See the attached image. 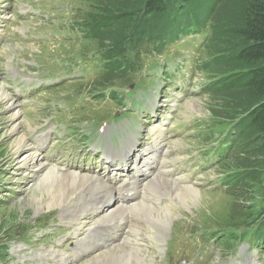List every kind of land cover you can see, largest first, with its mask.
<instances>
[{"label":"rangeland","instance_id":"rangeland-1","mask_svg":"<svg viewBox=\"0 0 264 264\" xmlns=\"http://www.w3.org/2000/svg\"><path fill=\"white\" fill-rule=\"evenodd\" d=\"M101 1L108 2V0ZM3 2H5L4 5H2ZM96 2L97 0H0V9H3V7L5 9H16L18 7L26 9L27 12L34 13V15L38 14L40 17L39 19L34 18V30H28V33L25 34L26 39L29 41L20 40L19 37H16L20 41L0 46V81L4 76L2 70L3 58L10 59L12 57L10 67L16 71L20 56L34 61V68L33 65L22 68L24 71H34V81L46 80L44 86L40 88L39 86L33 87L31 85L24 87L19 76H13L11 72L7 75L11 91L17 97L25 96L26 100L34 99L38 103L35 105L34 103L29 105L20 104L22 112L14 103V109L20 111L21 116L28 117L32 126L31 130L24 126H22V129L20 127V132H23L25 140L24 146L18 152L12 151L11 123H7L9 111H7V106L0 104V181H2L0 182V258L3 255L2 253L8 250V252L12 251L16 259L26 258L29 262L34 261L35 264H42L39 253L47 250L48 252L59 253L61 258L66 257L65 264H92L96 260L94 253L84 257L80 256V250L89 241L96 239V236L89 238L87 230L84 231V229L89 228L94 214H92V209H90V212L85 211L89 208L83 206L81 201L82 195L85 193L97 191L93 188L95 186L89 184L92 180L91 173L79 170L78 174L89 180H86L84 185H80L79 189L76 188L73 190L74 192L71 191L72 197L60 207L50 209L44 213L39 211L42 213L35 214L32 208L23 204L26 197L38 195L46 191L48 187L49 189H57L58 184L49 180L47 181L48 183H44V185L49 184L48 186L44 187L42 185L41 188L37 187L38 189L34 190L36 185L39 184L40 171L35 172V170H32L34 168H29L28 166H21L20 168L18 165V161L23 158L22 156L26 152L34 151V154H36L32 146V133L38 132L45 121L52 126H59L63 130L65 128L69 129V134L62 136L61 143L55 138V144H53L51 151L48 153L53 157L55 153L65 154V147L62 144L65 142L69 153L81 151L80 143H84V141L80 140V133L88 132L98 120V115H102L108 123H111L114 119L113 116L103 113V109H108L106 106L101 104L102 110L95 108L83 94L93 90L92 79L102 80L103 78L101 71L102 61L100 51L97 49L99 46L97 40L89 37L76 40L70 32L71 21L82 29L86 28L84 19L89 17L90 12L95 14L100 9ZM8 11L2 10V12ZM2 12L0 17L7 19L8 16L3 15ZM17 12L19 15L22 13L20 10ZM207 23L211 27L214 26L210 22ZM1 24H5V22ZM115 27L116 25L113 27V31H116ZM0 30L3 33L4 30ZM227 45L228 43L224 41L218 44L221 47ZM230 47L227 46L226 48ZM206 48L200 52V56H205ZM174 55L175 60L165 61L166 66L164 67L163 76L168 79L173 78L172 73L175 71L184 74L187 67L183 64L190 57V55L178 51ZM209 55L212 54H206V56ZM161 61L162 58L159 57V62ZM160 70L161 66L154 72L156 84L157 74ZM199 74L188 84L185 79L178 76L172 81L158 82L159 90L156 91L155 96L159 99L160 104L156 103V97L152 99L150 96L154 89L153 86L149 88L148 96L144 102L146 109H154L156 114L159 112L152 123L153 127L157 126L154 123L160 118L162 119V124H166L164 131L166 151L172 158L177 159L186 170V179L177 180L174 184L192 185L202 191L203 194L198 202L192 201L184 207L179 199L174 201L170 199L172 190L168 188L169 185L167 183L161 185L166 186L167 189L160 191L154 197L149 190H143L146 193V198H144L141 196V190L133 189V191L140 193L141 200L146 203L151 202V205L157 208L159 206L165 207L164 214L168 213L167 207L172 213V215H168L169 218L165 227L159 224L156 229H150L146 222L138 221L128 212L131 217H134L132 222L141 223L145 226L141 228L140 236L136 244L133 245L134 247L138 246L141 249L140 256L146 258L142 264H229L232 257L221 258L225 254V246H219L210 236H206L209 231L203 232V230L222 226H238V223L241 222L240 220H243L242 217L246 218L252 215L260 207V199L264 195V189H261L262 193L255 198L250 195L249 197L253 198L250 200H243L235 196L236 192L233 191L235 186H233L230 174L238 171V169L231 168L236 161L234 155H241L237 144L238 139L233 140V136H227L225 139L216 137L214 144L204 146L212 142L213 135L202 134L206 128L202 123L203 118H215L216 114L220 112L227 114L231 103L219 96L213 97L206 92L203 93L200 84L203 75ZM109 76L111 79L118 77L116 74ZM98 82L95 81L94 85L98 86ZM128 82L129 80L117 78L113 84L110 81L100 88L110 85H124ZM3 90L9 96L8 91L5 88ZM97 97L101 98V96ZM187 101L193 105V110L188 108ZM27 106H32L33 108L35 106L38 111L28 110ZM58 114L70 116L71 122L64 118L56 121L54 117ZM127 122L129 124L131 121L128 120ZM140 128L145 130L142 125ZM218 128L222 129L221 127ZM155 132L156 129L146 134L149 142H152V136ZM214 135L216 134L214 133ZM218 135H221V132ZM231 141H235V143L231 144ZM123 145L124 143L121 142L119 148ZM202 146H204L202 152L199 153V149ZM218 153L220 161L213 157L217 156ZM210 156H212V159L208 163H197L198 159L202 161ZM37 157L41 161L43 160L42 151L37 153ZM148 158H150L149 161L157 160L154 153H151ZM178 161H175L174 165H178ZM42 162L46 166L49 164L44 160ZM225 164L227 168H224ZM64 165L60 164L58 166L61 171H64L62 170ZM49 167L55 171L53 164H50ZM35 176L38 178L35 179ZM213 178H216L214 182L203 188L204 182L211 181ZM163 179L173 183L167 178ZM1 183L3 184V189L1 188ZM145 185L142 184L141 188L143 189ZM261 186H264V182ZM157 187L159 188L160 186ZM99 192L107 193L104 191ZM147 192H150L149 195ZM111 196L114 197L112 192ZM262 204L263 208L264 200ZM50 213L52 216L47 220L39 219L40 215ZM100 217L103 218L102 216ZM74 218H81L82 224L79 226ZM69 221L71 223H68ZM46 222L48 223L46 224ZM44 224L45 229L38 231ZM129 226L124 235L132 236L133 238L135 234L131 231L132 225L130 223ZM77 228L79 229L77 230ZM199 229L204 234L200 233ZM27 232L31 235V242L28 244L19 243L20 238ZM44 233L45 235H43ZM163 235L165 237H162ZM44 236L47 238L44 239ZM170 237H172L173 242L169 244L168 240ZM70 243H76V247H70ZM166 245L172 246L170 262H167L168 256L165 254ZM108 248H111V246ZM106 249L97 250L95 253H101V251H106ZM128 249L129 247L127 246L125 248L126 251L124 250L125 255L122 254L125 258L131 256V252H127L130 251ZM105 251L99 256L104 255ZM127 253L128 255H126ZM253 258L257 260L256 264L264 262V248L255 247L241 261L251 262ZM220 259L223 261L222 263H219ZM3 261L0 260V264H4ZM130 262H133L131 257Z\"/></svg>","mask_w":264,"mask_h":264},{"label":"trees","instance_id":"trees-1","mask_svg":"<svg viewBox=\"0 0 264 264\" xmlns=\"http://www.w3.org/2000/svg\"><path fill=\"white\" fill-rule=\"evenodd\" d=\"M96 3L100 9L89 14L87 37L104 46L107 57L122 55L124 38L131 43L155 36L162 39L180 17H191L200 25L207 21L214 24L213 37L207 44V54H212V58L204 66V72L222 77L205 92L231 103L230 113L220 112L216 117L241 119L237 127L242 135L238 143L241 155L234 156L236 161L231 167L238 169L235 196L250 200L253 199L250 195L255 198L261 194L264 189L261 186L264 182V0H97ZM222 41L231 47L218 46ZM119 67L116 63L109 74L98 80L97 87L112 81L109 75H114L113 72L124 73ZM263 200L264 195L260 207L240 221L250 223L256 214L260 216Z\"/></svg>","mask_w":264,"mask_h":264},{"label":"bare ground","instance_id":"bare-ground-1","mask_svg":"<svg viewBox=\"0 0 264 264\" xmlns=\"http://www.w3.org/2000/svg\"><path fill=\"white\" fill-rule=\"evenodd\" d=\"M4 4H5V2L2 3V5H4ZM8 97L9 96H8L7 92L5 90H3L2 86H0V104L7 106V111H9V114H8L9 117H8L7 123L8 122L11 123L10 134H12L11 135V137H12V151L18 152V150L24 146V140H25V136H24L23 132H20V127L22 129V126H24V127L31 130L32 126L30 125V121L28 120L29 119L28 117L21 116L20 111H17V109H14L15 108L14 103ZM187 105H188V108L190 110H193V105L191 103H189L188 101H187ZM37 140L42 141L43 136H41V135L38 136ZM26 145L28 146V144H26ZM35 152H37L36 149H35ZM138 155L141 156L142 153H139ZM22 157L23 158H20V160L18 161V165L20 168H21V166H28L29 168H34L32 170H35V172L40 171L41 176L39 177V184L36 185L34 190L38 189L37 187L41 188V186L44 185V183L49 181V180H51L52 182H56L59 185V186L57 185V187H58L57 189H49V187H48V189L46 191H43L38 195H34V196L31 195V196L26 197L23 204H25V206L32 208L34 210L35 214H37V213L40 214L42 212L44 213L50 209H56V208L60 207L66 200H68L70 197H72L71 191L78 188L80 185H84L85 181L89 180L88 178H85L83 175H79L78 173L75 174L72 172L61 171L60 167H56L55 171H54L53 168L46 166L42 162L43 160L41 161L40 158L37 157V153L34 154V151L33 152L32 151L26 152V154ZM30 164H33V165L30 166ZM135 170L137 171L139 176L146 175V172L141 169L140 165L136 166ZM34 178L37 179L38 177L35 176ZM164 183H167L169 185L168 188H170L172 190V194H171L170 199L173 201L179 199L180 202L183 203L184 207H186V205L192 201L198 202L200 200V197L203 194L202 191H200L199 189L195 188L192 185H175L174 183H170V182L164 180L163 178L158 177L157 175H152L148 179L143 190H155L157 186H161ZM48 185H44V187L48 186ZM93 188H95V190H97V191H104V192H108V193L112 192L106 186H101V187H97V188L93 187ZM149 193H148V195H149ZM137 198H138V196H136L130 192H127V194L125 195V202H121L117 198L111 196V197H108L107 199H105L99 207L96 206L95 208H93V212H95V213H97L98 210L99 211H106L105 213L108 214L107 217L101 218L98 215L95 218L104 219V220H99V222H102V224L108 226L109 228H110V225L108 223L111 220L117 221L119 218H124L125 220H127L132 225L131 231H132V233L135 234V236L132 238V236L130 237L128 235H123L119 239L120 233L118 231H114L113 234L115 235V239H119L118 242L112 244L111 248H107L106 251L103 250V251H105L104 255L102 254L101 256H99L103 251H101V253H98V254L94 253L96 260L92 264H142L145 261L146 258H144L143 256H140L141 249L138 246L137 247L133 246L134 244H136L137 239L140 236L141 228L145 227V226H143L141 223L132 222L133 218L135 217L140 222H146V224H148L150 229H156L159 224H161L162 227H165L167 224V220L169 218L168 215H172V213L168 210V207H167L166 210L168 213L164 214L165 207L159 206V208H157L148 202L146 203L144 200L136 201ZM71 200H72V198H71ZM148 200H149V198H148ZM134 201H136V202H134ZM153 202H155V201H153ZM73 204L76 205L75 203H73ZM157 205H158V203H157ZM39 211H42V212H39ZM128 212H130V214H132L134 217H131ZM79 215H80V213H79ZM79 215H77V216H79ZM84 221H85V218H84ZM162 237H165V236L163 235ZM127 246L129 247L128 250H130L127 252H131L130 257H131V260L133 262H130L129 256L126 258L124 256H122V254H124V250ZM100 248H101V245L98 243H95L92 246V250H98ZM126 255H128V253ZM92 258H94V257H92Z\"/></svg>","mask_w":264,"mask_h":264}]
</instances>
